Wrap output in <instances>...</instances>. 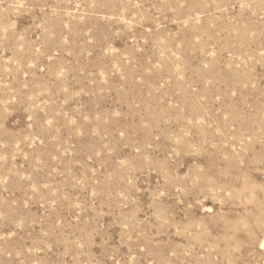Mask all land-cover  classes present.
I'll use <instances>...</instances> for the list:
<instances>
[{
    "label": "rangeland",
    "instance_id": "374dc122",
    "mask_svg": "<svg viewBox=\"0 0 264 264\" xmlns=\"http://www.w3.org/2000/svg\"><path fill=\"white\" fill-rule=\"evenodd\" d=\"M264 0H0V264H264Z\"/></svg>",
    "mask_w": 264,
    "mask_h": 264
},
{
    "label": "bare ground",
    "instance_id": "6f19581e",
    "mask_svg": "<svg viewBox=\"0 0 264 264\" xmlns=\"http://www.w3.org/2000/svg\"><path fill=\"white\" fill-rule=\"evenodd\" d=\"M260 248L264 251V238L260 242Z\"/></svg>",
    "mask_w": 264,
    "mask_h": 264
}]
</instances>
